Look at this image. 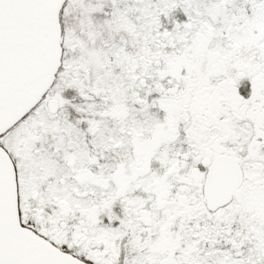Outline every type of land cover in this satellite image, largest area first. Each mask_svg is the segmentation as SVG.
Here are the masks:
<instances>
[{"label":"snow or ice","instance_id":"snow-or-ice-1","mask_svg":"<svg viewBox=\"0 0 264 264\" xmlns=\"http://www.w3.org/2000/svg\"><path fill=\"white\" fill-rule=\"evenodd\" d=\"M0 264H264V0H0Z\"/></svg>","mask_w":264,"mask_h":264}]
</instances>
